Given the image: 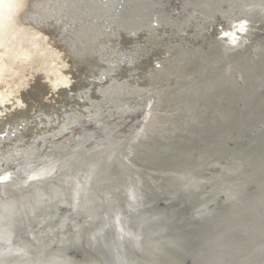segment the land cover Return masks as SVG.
<instances>
[{
  "label": "bare ground",
  "instance_id": "6f19581e",
  "mask_svg": "<svg viewBox=\"0 0 264 264\" xmlns=\"http://www.w3.org/2000/svg\"><path fill=\"white\" fill-rule=\"evenodd\" d=\"M115 10L101 15L115 24L121 43L98 57L104 69L94 73L107 85L95 84L97 101L85 88L87 111L68 102L73 84L55 67L51 87L74 114L58 129L48 125V114L27 118L37 107L22 112L19 98L15 112H0V177L7 176L0 180V264L37 260L41 243L48 249L67 244L57 232L41 240L58 229L92 240L66 247L60 264H264V0H120ZM227 27L236 36L232 42L221 35ZM134 69L143 71L142 80L124 84L120 78ZM111 111L117 118L110 116L109 143L82 147L93 158L70 164L76 171L90 166L71 178H65L69 171L46 177L59 165L50 164L52 156L76 155L69 135L79 126L94 127L75 135L83 140L103 132ZM7 116L13 125L2 124ZM26 119H37L27 134L33 139L27 146L38 145L33 151L23 133L12 137ZM128 134L135 136L129 145V138L118 142ZM225 157L231 161L221 165ZM214 164L221 166L211 172ZM177 190L183 196L171 206ZM73 211L81 215L70 218Z\"/></svg>",
  "mask_w": 264,
  "mask_h": 264
},
{
  "label": "rangeland",
  "instance_id": "374dc122",
  "mask_svg": "<svg viewBox=\"0 0 264 264\" xmlns=\"http://www.w3.org/2000/svg\"><path fill=\"white\" fill-rule=\"evenodd\" d=\"M42 2L40 0H32V1L30 0H0V112L4 110V112L8 111L9 113V110L11 111L12 110L11 108L15 107V102L17 98H19V100H21L22 103L24 104V110L19 109L17 113L15 114H19L20 110L22 112L23 111L28 112L32 108H34L35 110L37 107V109L34 112L32 110V112L30 113V116H27V118L35 117L38 119L39 115L42 116V115L48 114V119L50 122V124L48 125L53 124V128L56 130L60 127L58 126V124L60 122H63L64 119L68 115L72 114V113H69L70 112L69 109H72V108H71V105H69V103L67 102L63 104V101L61 99L62 96H60L61 93H59V91H57L59 94H57L56 91H53L51 84L54 82L55 77L53 76L57 74L55 73L53 75L52 74L53 71H51V69H54L55 67H57L61 69L62 73H64V71L66 72L67 75L66 74L65 75L70 79V81L73 84L72 89L68 90V95L70 96V97H67L68 102H70V100H73L75 102L73 103V105L75 104V107H78L81 110L87 111L86 107L88 106L89 103H86L85 104L86 106H83L84 101H86V98H84L85 97L84 92H86L85 88L87 87L89 90L88 98L90 100L97 101L98 99H94L95 97L91 93L95 84H97L98 87L102 86L101 89L107 85L105 79L103 81H98L96 77V73H94V69L101 66V64L97 65V63L99 62L98 57L100 55L103 57L108 51L107 50L108 48H113V46L116 47L118 44L121 43V39H122L121 34L115 29V24L108 22V20L104 19V17H102L101 14L116 11L115 9H118L120 7V0H90V2H88V6H77L76 5L77 1L75 0H58L59 3L56 0H51V1L42 0ZM106 3L107 5H105ZM24 5L27 6L25 10H24ZM43 8H47V9H43ZM41 10H43L42 12L46 14L44 15L41 12ZM176 15H177L176 13L175 14L171 13L170 17L174 18L176 17ZM225 19L226 18H224V20ZM31 21L34 22L35 24H33ZM42 24H43V28L47 31L44 32L39 29V27ZM45 25L47 26L45 27ZM178 34L183 35V33H178ZM95 37H98V38H95ZM217 39L218 38H215V37L212 39L210 38L208 39V42H212ZM116 40L118 41V44L115 42ZM161 41L162 43H165V42H168V39L162 38ZM85 42H86V45H85ZM102 42H104L103 45H102ZM104 44L107 46H104ZM95 56L97 58H95ZM156 60H158L159 62L158 58H156ZM90 64H92L91 67H90ZM64 66H65V69H63ZM102 68L104 69V67ZM102 68L101 70H103ZM87 69H89V71H87ZM134 70L135 72L130 74V76L126 75L124 78H120V80L122 81L123 79L124 84H127V83L129 84V82H132L133 79L135 80V83H139L138 77H140L139 79L142 80L141 76L143 74V71H140V69H134ZM137 72H139L141 75H139ZM160 75L161 74H159V76ZM82 89L84 90L81 91ZM101 101L103 102V100ZM140 102L138 104H140ZM53 104H55L54 108H57V109H55L53 113H51L50 109L48 108L51 107L49 105H53ZM38 106H40L42 109H39ZM12 112H15V111H11V113ZM114 112L115 111H111V114L109 115V117L108 118L105 117L104 122H102L103 124H105L104 126L105 130L103 132L101 131L102 133L100 132L97 134L93 131L94 133L92 132V136L88 139L83 140L82 138H76L78 135L82 134L83 132L87 130H93L94 128L92 126L88 127L85 125L86 128H80L79 126L75 134L74 133L70 134L69 135L70 137L67 143L70 142L69 147H73L74 150L72 151L76 155L69 157V155L64 154L65 155L64 157L63 153L65 152H63L62 154L60 153V155L52 156L54 157L53 160L55 161L52 160L50 164L57 161L59 165H57L56 170L53 168L54 170L52 169V171L49 174H47L46 177L52 176L54 173L56 174L63 173L65 175L69 171L70 175L65 176V178L67 177L71 178L73 176L72 173L75 176L77 173L79 174L83 173L82 170H84L85 168H88L90 166V163L87 165H84L82 168H80L77 171L76 169H73L74 167H70V164H75V161L77 162L78 159L87 160L90 157L93 158L91 154L92 152L83 153L82 152L83 148L85 149L88 148L87 150L98 149L100 147V144L98 142L103 141V143L106 144L109 141V136H110L109 130L112 129L113 127V126L112 127L110 126L115 123V120H113V118H110V116L115 115L114 118L115 119L117 118L115 114L116 112L115 113ZM50 116H52L51 119H50ZM15 117H18V116L15 115ZM24 117L26 118V116ZM9 118L10 116L5 117L3 119L2 124H4V122L5 124L8 122L10 123V125H13L12 122H9ZM30 119H26L24 122H21L22 124H20L19 126H15L16 129L18 128L16 131L17 133L12 134V137H14V135L16 134L22 135L21 133H23L24 137L23 135L21 137H23V141H24L23 144L25 146L29 145L33 140V139H29L30 136L27 134H29V131L31 130L34 131L35 127L33 126L34 124L32 122L34 120H37V119H34V120H30ZM20 120L21 119H17L18 122H20ZM44 122L46 123V120ZM39 124L37 125L38 126L37 128H41L40 130L43 131L42 127L46 124L44 123L42 124V122ZM138 130L140 131H136V132H139L137 134L138 135L142 134L141 129H138ZM254 132L256 133L257 130L254 129L253 132L250 133V135L248 136L249 138H247L248 140L255 138L254 136L256 134ZM66 134L67 133H65L64 140L67 139ZM251 134L252 136L254 134V136L252 137ZM2 135H0V137L5 136V134H2ZM131 136H132L131 134H128L127 136H125L123 139H121L118 142H122L125 139L129 138L131 140V141L129 140L127 144L129 145L130 142H132V140L135 138L134 134L132 138ZM27 137L29 139L28 141L25 140L27 139ZM247 139L244 140L245 143L247 142ZM38 140H37V143L40 144L39 143L40 141ZM49 140H52V139L49 138ZM62 141H59V143H62ZM48 142H51V141L45 142L46 144L43 143V147L45 150L49 148ZM44 144L47 146L45 147ZM37 146L38 145L36 143H35V146L33 147L27 146L28 151H33L34 148H36ZM41 146H42V143L40 147ZM133 147L134 146H132V148ZM47 151L48 150H46V152ZM225 158L223 159V161L220 162L221 165L230 163L231 157L226 158V160ZM58 159L60 160L58 161ZM224 161L226 163H223ZM37 162L38 160H35V162L33 163L36 164ZM68 165H69V169H66ZM221 165L214 164L215 167L213 166L214 169H211V172L215 169L217 170L218 167ZM60 169L61 170L64 169L66 171L61 172ZM24 185L25 187H27L28 181H25Z\"/></svg>",
  "mask_w": 264,
  "mask_h": 264
},
{
  "label": "water",
  "instance_id": "95a60500",
  "mask_svg": "<svg viewBox=\"0 0 264 264\" xmlns=\"http://www.w3.org/2000/svg\"><path fill=\"white\" fill-rule=\"evenodd\" d=\"M30 1H32V0H30ZM32 23L35 24L34 22H32ZM46 26L47 25H45V27ZM39 29L44 31V32L47 31V30H45L43 28V24L39 27ZM220 30H221V27L218 26V31H220ZM226 33L229 34V35H225ZM221 35H224L225 37H228L230 42H232V41H234L236 39V36L231 33V29L228 28V27L224 30V32L221 33ZM236 175H238V174H234L233 176H229L227 179H229L231 177H234ZM173 196L174 197H172L171 201L168 202V203H170L171 206H174L175 204H177L179 202V200L182 198L183 195H182V192L180 190H177V193H174ZM231 210L232 209H227L226 211L228 212V211H231ZM79 215H81V213L79 214V212H74L73 211V212L70 213L69 216H70V218H78ZM99 222L95 223V226H96L95 229H96L97 232L100 231L101 228H102V224H98ZM59 230L60 229H58V231H53V232L49 233V235L47 237H45L44 239H41V240L45 241V240H47L49 238H52V237H54L53 236L54 233L57 232L58 234H60L62 236V239L64 238L67 241V244L61 243L58 247L53 248L54 249L53 250V249L44 248L43 244L41 243L40 246H39V249L36 252V256H38V259L34 260V261H31V263H29V264H60L61 263V260H60L61 259V253H62V251L64 249H67L66 247H68L69 245H76V243H77V245L89 246L90 244H92V243H90V242H92V240L84 239V238L80 237L78 234L75 235L74 233L67 232L65 230H60L61 232H59ZM78 237H80L81 239H79ZM28 240L33 242L35 240V237H28ZM177 242H179V240H177ZM197 250H200L203 253H207L208 252L207 250L202 251V247L198 248ZM2 253L0 254V256L2 255ZM27 253L31 254L29 249H28ZM218 253H220L222 255L224 252L219 251ZM71 263L72 262H69V264H71ZM175 264H176V262H175Z\"/></svg>",
  "mask_w": 264,
  "mask_h": 264
},
{
  "label": "snow or ice",
  "instance_id": "6c2138e0",
  "mask_svg": "<svg viewBox=\"0 0 264 264\" xmlns=\"http://www.w3.org/2000/svg\"><path fill=\"white\" fill-rule=\"evenodd\" d=\"M225 35H229V34H225ZM7 179V176H4V177H0V180H6Z\"/></svg>",
  "mask_w": 264,
  "mask_h": 264
}]
</instances>
